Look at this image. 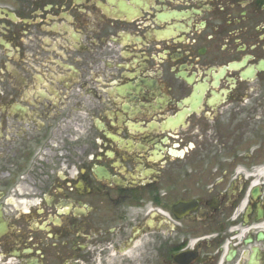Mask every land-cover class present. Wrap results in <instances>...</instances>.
Segmentation results:
<instances>
[{"label": "flooded vegetation", "instance_id": "af4514ba", "mask_svg": "<svg viewBox=\"0 0 264 264\" xmlns=\"http://www.w3.org/2000/svg\"><path fill=\"white\" fill-rule=\"evenodd\" d=\"M0 264H264V0H0Z\"/></svg>", "mask_w": 264, "mask_h": 264}]
</instances>
